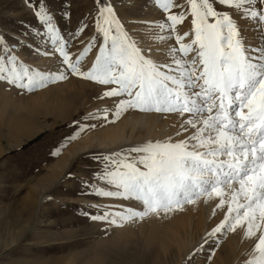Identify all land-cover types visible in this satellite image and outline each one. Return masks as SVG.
Wrapping results in <instances>:
<instances>
[{
	"label": "snow or ice",
	"instance_id": "obj_1",
	"mask_svg": "<svg viewBox=\"0 0 264 264\" xmlns=\"http://www.w3.org/2000/svg\"><path fill=\"white\" fill-rule=\"evenodd\" d=\"M152 2L161 18L142 23L150 33L155 30L153 43L168 44L165 62L125 30L111 0H93L95 35L73 59L47 0H26L53 46L41 54H58L59 66L39 71L18 62L0 34V81L31 92L70 74L105 86L98 99H113V107L82 117L53 155L95 127L83 121H109L110 114L109 122L115 123L130 110L171 118L163 140L91 157L102 167L91 181H81V194L136 202L90 205L100 213L91 219L123 227L183 211L185 205L211 203L213 216L217 209L226 211L204 244L213 239L218 244V236L239 228L252 244L245 264H264V0ZM63 17L70 14L64 11ZM186 22L190 27L181 31ZM87 28L81 24L69 36L79 38ZM93 48H98L95 59L84 69L82 61ZM196 254L194 249L189 260Z\"/></svg>",
	"mask_w": 264,
	"mask_h": 264
},
{
	"label": "rangeland",
	"instance_id": "obj_2",
	"mask_svg": "<svg viewBox=\"0 0 264 264\" xmlns=\"http://www.w3.org/2000/svg\"><path fill=\"white\" fill-rule=\"evenodd\" d=\"M111 2L115 5V11L125 30L136 40L144 39L143 28L146 25L142 21H156L161 18L159 10L153 7L152 0ZM47 3L61 35L69 41L68 51L74 59L95 35L92 20L95 15L93 0H47ZM64 11L70 14L69 19L63 17ZM85 23L88 28L79 38L69 36V33H74L78 26ZM240 23L243 24L242 21ZM0 34L12 45L14 51L10 54L20 55V58L17 57L18 62H26L25 65L30 68L41 60L43 51H52L50 39L44 35L43 27L33 11L27 7L26 0H0ZM17 41H22L23 46L17 44ZM100 42L101 38L97 36V44ZM97 51L98 48H93L84 58V69L91 66ZM0 55H3L2 49ZM52 69L43 71H56L57 67ZM76 79L83 81L68 74L66 80L36 89L39 92L48 89L50 93L47 96L56 97L70 106L60 109L67 112V118L57 121L54 118L58 115L54 114L27 121L26 113L19 108L24 102L18 99L19 96L25 98L30 93L34 94L36 90L29 92L15 87L13 89L0 81V115H3L0 121L10 120L13 124L22 121L23 127L33 128L27 138L20 139L14 133L9 137H2L3 141L0 140V151L3 150L0 152V264H221L220 259L224 257L227 239L232 233L241 230L238 228L235 232L218 236V244L215 239L204 244V238L223 219L226 208L217 209L214 216L211 213L208 219V224L211 225L207 230L202 235L189 239V248L192 250L190 252L197 250L192 260H189L190 252L178 250L176 247V239H183L185 229L193 224L192 221L188 223L192 210L168 214L172 222L167 228L173 232L168 238L157 233L161 229L159 225H151L153 220L163 218L164 213L159 217L150 215L143 220L125 223L123 227L91 219L92 215L100 214L90 207L93 204L100 208L108 204L136 205L135 201L81 194V181H91L93 172L102 167L91 158L94 154H111L132 145L129 143V146L119 149L98 146L96 139L100 137L94 138V135L100 133L99 129L104 126V122L89 120L83 122L95 127L81 133L77 139L68 141L58 155H53L61 141L73 132L76 124L82 122L81 118L93 112L90 107L94 105V88L105 89V86L84 80L83 82L88 83V86L82 88L85 95L81 93L73 99L72 91L79 90L80 87L76 84H62L68 80L77 81ZM89 85L94 86L93 90L89 89ZM46 104L51 112L55 113L59 109L56 102L48 100ZM160 117V120L164 119L161 115ZM3 133L5 131L0 130V136ZM19 139L20 144L12 148L11 145ZM85 142L86 145H83ZM70 153L73 157L67 163L64 162ZM190 206L192 207L185 205V208L190 209ZM201 244H204L203 251L198 250ZM251 246V241L245 240L241 232L236 248L243 251L237 256V264H245Z\"/></svg>",
	"mask_w": 264,
	"mask_h": 264
},
{
	"label": "bare ground",
	"instance_id": "obj_3",
	"mask_svg": "<svg viewBox=\"0 0 264 264\" xmlns=\"http://www.w3.org/2000/svg\"><path fill=\"white\" fill-rule=\"evenodd\" d=\"M157 17V16H155ZM149 20V18H148ZM151 20V19H150ZM152 21V20H151ZM190 27L189 23L183 24V26H180L181 31H187ZM144 33V39H137V43L140 44L141 47H151L153 50V57L158 62H165L167 57L165 56L166 49L168 47L167 43H153L152 36L154 35L155 31L153 30L151 33L148 31L147 28H143ZM248 36L251 35V33H247ZM142 36V35H141ZM252 36V35H251ZM44 52V51H43ZM42 52V53H43ZM48 52H50L48 50ZM38 53V52H37ZM37 55V54H36ZM20 56V55H18ZM17 56V57H18ZM90 57V56H89ZM20 58V57H18ZM37 58V57H36ZM41 60L39 62H33V65L35 66L33 68L37 70H47L49 68L55 69V67L58 68L59 64V55L56 54L55 56H44L41 55ZM39 59V58H38ZM20 60V59H19ZM30 60V59H29ZM37 60V59H36ZM27 61V60H26ZM22 62V61H21ZM24 62V61H23ZM26 63V62H25ZM24 63V64H25ZM30 66V65H29ZM32 66V65H31ZM52 69V70H54ZM75 80H68L62 84L70 86V84L78 85L80 87L79 90L72 91L71 97L75 99L79 94L85 95L82 88L85 86H88V83L80 81L79 79ZM79 80V81H78ZM86 81V80H85ZM2 85V84H1ZM7 85V84H6ZM93 86V85H92ZM89 85V89L93 90V87ZM2 87V86H1ZM0 87V88H1ZM8 87L14 89L15 86L9 85ZM16 88V87H15ZM12 89V91H13ZM18 89V88H17ZM61 89V86H60ZM71 89V88H70ZM94 102L93 106L90 107V111H97L99 107L101 109H111L113 107V99L105 98L103 100L98 99V97L102 94V92L105 90L104 88H94ZM2 90V89H1ZM10 90V89H9ZM87 90V89H86ZM11 91V90H10ZM18 91V90H17ZM41 91V89H40ZM45 92H39V90H36V92L33 94L30 93L25 98H22L19 96L18 100H22L21 103L22 106H19L21 110H24V112L27 115V121H35V119L39 116L46 117V116H52L58 115L57 118H54L55 121L57 120H65L67 118L66 111H61L63 107H70L63 102H61L56 97L50 98L51 96H47L50 92L47 90H44ZM15 92V91H14ZM29 94V93H28ZM25 95V94H24ZM50 100L51 102H56L57 104V112L54 113V111L51 112V110L47 109V101ZM58 100L60 102H58ZM89 108V107H88ZM3 115H0V118H2ZM160 114H147V113H140L139 111L130 110L126 113H124L118 120H116L115 123L109 122L111 120V115L109 114V121H103V125L100 130L99 134H95L94 138H98L97 145L100 147H112V149H119L124 146L130 145H138L145 141H156V140H163L166 138L168 134H170V128L169 125L172 123L171 118L160 120ZM162 119V118H161ZM22 121L15 122L13 124L10 120H2L0 121V130H4L5 133H3V136H0V140H2V137H9L14 133H17L21 138H27L33 129L32 127H23ZM20 139L18 141H15L13 145H11L12 148L17 147L20 144ZM3 141V140H2ZM86 145V142L83 144ZM106 149V148H105ZM3 151V150H1ZM0 151V152H1ZM5 151V150H4ZM73 153V152H71ZM69 154L68 157L64 160V162H68L70 158L73 156ZM63 161V160H62ZM61 161V162H62ZM66 162V163H67ZM65 163V164H66ZM58 164V163H57ZM54 167V166H53ZM56 167V166H55ZM55 169V168H54ZM184 207V210H192L191 217L188 223L193 222V224H190L184 231V237L183 239L178 237L176 239V247L178 250H186V252H190L189 246V239L195 238V236L202 235L208 228V226L211 225V223L208 224V219L213 211L214 204H208L205 205L202 201L190 206ZM172 222L171 219H169L168 215L163 216V218L158 219L157 221L153 220L151 225L157 224L161 228L160 231H157V233H161L162 237L168 238L173 235V232L167 228L170 227V223ZM241 236V232L238 230L235 233H232L231 237L227 239V243L225 244V254L224 257L220 259L221 264H237L239 260L240 253L243 251L238 250L236 246L239 243V238ZM247 242V241H246ZM240 248V247H239ZM237 251V253H235ZM239 251V252H238ZM191 253V252H190Z\"/></svg>",
	"mask_w": 264,
	"mask_h": 264
}]
</instances>
